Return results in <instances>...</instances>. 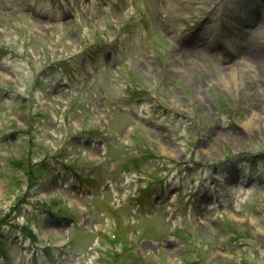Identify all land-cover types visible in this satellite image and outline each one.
Returning a JSON list of instances; mask_svg holds the SVG:
<instances>
[{
    "label": "rangeland",
    "instance_id": "obj_1",
    "mask_svg": "<svg viewBox=\"0 0 264 264\" xmlns=\"http://www.w3.org/2000/svg\"><path fill=\"white\" fill-rule=\"evenodd\" d=\"M0 264H264V0H0Z\"/></svg>",
    "mask_w": 264,
    "mask_h": 264
},
{
    "label": "bare ground",
    "instance_id": "obj_2",
    "mask_svg": "<svg viewBox=\"0 0 264 264\" xmlns=\"http://www.w3.org/2000/svg\"><path fill=\"white\" fill-rule=\"evenodd\" d=\"M181 47L185 50L186 53H188L189 55H191L190 49H192V48L190 47V45H189L188 42H182L181 43ZM255 54L252 53L249 50L247 51V49H245L242 52V56H243L242 58H243V60H245L248 63V66H251L252 67L251 69H255L256 66H257V63H259V61L261 60V57L260 56H257V54L255 55ZM242 68H244V65L241 66V69Z\"/></svg>",
    "mask_w": 264,
    "mask_h": 264
}]
</instances>
